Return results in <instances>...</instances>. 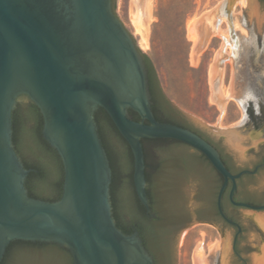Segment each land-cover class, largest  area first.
<instances>
[{"label": "water", "instance_id": "water-1", "mask_svg": "<svg viewBox=\"0 0 264 264\" xmlns=\"http://www.w3.org/2000/svg\"><path fill=\"white\" fill-rule=\"evenodd\" d=\"M149 2L129 0L128 3L129 20L146 48L147 25L156 21L150 19ZM242 3V0H224L230 13L235 5ZM116 5L117 0H0V262L7 246L17 240L64 247L73 264L146 262L144 255L132 254L135 247L131 242L135 240L121 235L113 222L112 174L102 142L113 161L121 156L123 169L128 165L119 137L115 133L111 136L104 128L100 133L96 115L102 110L129 146L136 195L147 211L141 140L171 139L185 144L201 153L221 176L217 209L239 235L240 227L227 218L220 207L221 195L230 182L229 201L241 208L237 219L244 227L248 245L246 264H264V206L233 201L236 180L255 174L262 166L231 174L218 152L205 140L187 129L155 120L146 73L138 53L142 52L119 21ZM247 14L251 18L254 9ZM238 15L233 14L228 26L240 42L238 33L244 34L245 30ZM218 16L219 9L210 10L188 25L187 38L192 41L191 67L197 66V55L205 50L209 37L220 36L214 26ZM257 23V27H261V23ZM229 27L223 32L225 36ZM226 47L230 49L229 54L224 52ZM239 53L230 40L225 39L209 66V99L219 110L214 126L171 104L191 126L215 141L220 138V145L239 168H251L264 159V120L253 121L245 106L251 101L255 109L262 108L264 117V82H258L255 88L246 83L251 86L247 89L238 79L240 65L235 61L241 58ZM225 61L230 64V81L223 98L219 88ZM227 99L235 101L241 118L222 128L218 123ZM29 103L41 115L43 140L62 163L61 196L52 202L28 196L25 183L32 170L25 169L23 162L36 165V161L27 150L24 157L19 156L12 143V113L16 109L25 111ZM128 110L137 113L140 121L132 120ZM185 150L188 155L197 157L193 151ZM249 180L242 179L243 182ZM252 182L257 195L264 193V167ZM185 190L186 204L192 209L199 200L196 183L188 181ZM47 195L54 196L53 188ZM196 224L199 223L192 221L189 228ZM183 234L179 231L176 235L177 261ZM223 234L229 242L230 230L223 228ZM221 247L218 264H226V254L231 250L226 244L214 242L207 255H215L214 251ZM192 264H209L207 256L203 257L202 242L197 243L192 252Z\"/></svg>", "mask_w": 264, "mask_h": 264}, {"label": "flooded vegetation", "instance_id": "flooded-vegetation-1", "mask_svg": "<svg viewBox=\"0 0 264 264\" xmlns=\"http://www.w3.org/2000/svg\"><path fill=\"white\" fill-rule=\"evenodd\" d=\"M242 1L243 3L241 5L237 4L235 9V14H239L240 23L245 30L244 34L238 33L240 42L235 38V31L228 26L231 23L233 13L226 10L224 0H218L210 8L212 11L219 9V16L214 22V26L222 31V33L219 31L221 37L212 35L211 38L220 41V43L225 39H229L233 46L239 50L241 58L235 61L237 66L240 65L238 79L245 83V87L248 89L251 86H247L246 83L253 85L251 88H255L258 82H264V72L262 73L260 70L264 69V15L262 16L264 0ZM251 8L254 9V15L250 18L247 12ZM257 21L261 23L259 28L257 27ZM228 27V36H225L223 32ZM138 53L146 73L150 107H152V103H155L159 107V111L161 110L156 114L151 108L153 116L159 122L169 123L164 119L163 109L170 108L174 114L183 117L165 96L154 68L142 53ZM255 57L257 58L255 59ZM245 108L253 121L264 120L262 108L260 110L255 109L251 101H248ZM127 112L132 120L140 121L137 113L132 110ZM183 118L185 119V117ZM190 130L218 152L222 163L231 174L261 165L262 167L257 170L258 172L264 167L263 164H257L251 168H239L234 158L220 145V138L215 141L193 126ZM115 134L121 141L128 166L124 170L122 157H116V160L113 161V157L110 155L112 174L110 184L111 214L114 225L121 235L135 240L131 242V245L135 247L132 254L146 257V262L139 261V264H177L176 235L179 231L186 232L192 221L198 222L200 225L213 227L217 233V240L221 241L222 245L226 244L229 248L231 247L230 252L226 254V264L247 263L248 245L245 242L244 227L237 219L241 208L232 205L228 197L231 184L230 182L227 183L221 195L220 207L224 215L240 227L239 235H237V229L227 224L218 212L217 196L223 180L201 153L171 139L141 140L145 192L148 203L147 211L140 204L136 195L132 177L133 159L129 146L120 137L116 129ZM35 139L43 141L60 162L62 178L59 193L50 199L37 196H34V198L43 201H55L60 198L62 192V163L58 155L43 140L41 129L39 130V137L36 136ZM185 149L193 151L197 157L188 155ZM114 154L117 155L116 150ZM32 159L37 160L34 155H32ZM257 172L253 175H243L236 180L233 194L234 202L264 206V193L257 195L258 193H256L252 182ZM244 177H249L250 180L243 182ZM212 178H215V181ZM188 181L196 183V192L199 197L192 209H189L186 204L185 187ZM213 182L215 183L214 186H212ZM27 194H29L28 189ZM223 228L230 230L229 242L225 240ZM138 248L139 252L137 251ZM221 251L222 247L214 251L215 255H206L207 252L205 256H207L208 263L218 264ZM0 264H73V260L69 251L64 247L51 243L17 240L7 246Z\"/></svg>", "mask_w": 264, "mask_h": 264}, {"label": "rangeland", "instance_id": "rangeland-1", "mask_svg": "<svg viewBox=\"0 0 264 264\" xmlns=\"http://www.w3.org/2000/svg\"><path fill=\"white\" fill-rule=\"evenodd\" d=\"M217 1L151 0L150 19H156V21H151L147 25L148 48L129 20V0H117L116 5L119 21L126 32L132 36L137 49L149 58L167 99L182 111L212 126L216 124L219 110L211 104L209 99L211 92L209 91L208 72L213 57L222 42L210 36L205 50L197 55V66L191 67L189 55L192 42L186 38V28L202 13L210 11L211 6ZM235 9L236 5L232 11L233 14H235ZM224 52L229 54V47H226ZM229 81L230 64L225 61L219 88L221 94L228 90ZM240 118L241 111L235 101L227 100L218 127L224 128L237 123ZM201 242L202 252L206 254L214 242L220 243L221 241L217 240V233L213 227L200 224L192 226L184 232L179 242L177 264H191L192 252L196 244Z\"/></svg>", "mask_w": 264, "mask_h": 264}, {"label": "trees", "instance_id": "trees-1", "mask_svg": "<svg viewBox=\"0 0 264 264\" xmlns=\"http://www.w3.org/2000/svg\"><path fill=\"white\" fill-rule=\"evenodd\" d=\"M146 60L152 66L149 58L144 55ZM153 67V66H152ZM170 102V101H169ZM171 104V103H170ZM152 110L158 114L159 107L154 103H152ZM163 115L165 116V120L168 124H173L183 129H187L191 131L192 126L184 120L180 115L174 114L172 109L164 108ZM179 114V113H178ZM155 120L159 122V120L154 117ZM136 120V119H135ZM96 121L99 125L100 133L104 129H106L111 136L115 133V128L112 125L109 118L106 114L99 110V113L96 115ZM163 123V122H161ZM42 127V118L38 111V109L32 104L29 103V107L20 112L19 110H14L12 113V143L15 149V152L24 157V152L27 150L31 155L36 157V165L24 163V168L28 170H32L27 176L26 179V188L29 192V197H46L50 199L51 197L47 195V191L53 188L54 195L59 193L60 191V181L62 178L61 166L60 162L56 159V157L52 154V152L46 147L45 143L42 141H37L35 139L36 136L39 137V130ZM100 135V134H99ZM101 137V136H100ZM103 147L107 153V157L110 164V154L106 149L104 142H102ZM263 164L264 159L260 162H256L254 165ZM215 181V178H212ZM248 179H250L248 177ZM52 181V182H51ZM215 183L213 182L212 186ZM36 199V198H34ZM49 202H52L51 200Z\"/></svg>", "mask_w": 264, "mask_h": 264}, {"label": "bare ground", "instance_id": "bare-ground-1", "mask_svg": "<svg viewBox=\"0 0 264 264\" xmlns=\"http://www.w3.org/2000/svg\"><path fill=\"white\" fill-rule=\"evenodd\" d=\"M149 7H150V9H151V0H150V2H149ZM191 24V23H190ZM189 24V25H190ZM187 31H188V26H187V28H186V35H187ZM136 32L139 34V32H138V30L136 29ZM140 35V34H139ZM141 37V36H140ZM186 38H187V36H186ZM141 40H142V38H141ZM187 40H188V38H187ZM189 41H191V40H189ZM142 42H143V40H142ZM192 42V41H191ZM144 43V42H143ZM145 45V44H144ZM190 56V55H189ZM226 94H227V91L225 92V93H222V95H223V98L226 96ZM227 100H230V99H227ZM214 105V104H213ZM203 257H205V254L203 253ZM191 264H192V257H191Z\"/></svg>", "mask_w": 264, "mask_h": 264}]
</instances>
